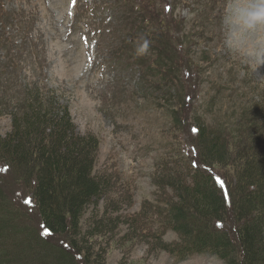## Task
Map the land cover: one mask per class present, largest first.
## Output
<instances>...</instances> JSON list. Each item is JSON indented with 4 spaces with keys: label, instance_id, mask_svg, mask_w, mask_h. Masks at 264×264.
Listing matches in <instances>:
<instances>
[{
    "label": "rangeland",
    "instance_id": "obj_1",
    "mask_svg": "<svg viewBox=\"0 0 264 264\" xmlns=\"http://www.w3.org/2000/svg\"><path fill=\"white\" fill-rule=\"evenodd\" d=\"M2 3L0 20L6 17L9 25L0 22V135L12 130L13 113L22 111L28 81L42 75L44 95L69 108L75 131L98 137L95 169L114 177V216L132 220L125 219L101 248L106 264H227L211 254L179 260L155 250L156 239L142 234L151 231L149 220L160 223L156 212L144 215L139 230L133 219L155 202L158 176L165 165L173 167L176 147L183 155L181 175L195 182L193 125L226 128L253 99L263 100L255 84L264 87V0ZM10 57L19 62L16 68ZM8 168L0 163V198L14 197L40 231L32 193L14 186ZM72 236L52 241L58 256H72L61 247ZM177 237L169 231L164 241Z\"/></svg>",
    "mask_w": 264,
    "mask_h": 264
},
{
    "label": "trees",
    "instance_id": "obj_2",
    "mask_svg": "<svg viewBox=\"0 0 264 264\" xmlns=\"http://www.w3.org/2000/svg\"><path fill=\"white\" fill-rule=\"evenodd\" d=\"M0 9L5 10L2 0ZM0 22L9 25L6 17ZM13 38L9 36L6 41L14 43ZM1 49L8 48L2 45ZM9 59L16 68L19 62ZM37 77L26 85L23 109L13 113L12 130L0 135V163L12 171L15 187L22 186L32 193L41 228L34 229L28 220L33 214H24L14 197H1L0 263L106 264L101 248L107 249L115 239L113 233L128 219L114 216L118 211L114 203L116 189L112 187L114 177H106L95 169L98 137L92 133L79 135L69 108L44 95L47 93L42 75ZM255 88H261L260 95L264 94L262 84L256 82ZM262 97V101L253 99L244 106L226 128L195 124L196 157L190 160L195 182L187 184L181 175L183 155L176 147L173 167L165 165L158 176L160 187L153 203L156 205H143L137 219H133L139 230L144 215L152 209L156 212L160 223L149 220L147 228L151 231L142 234L156 239L153 249L167 251L181 260L195 253H211L227 264H256L257 260H264ZM2 189L3 186L0 194L4 193ZM227 220L236 228L229 226ZM169 231L178 237L165 242L164 235ZM71 235L61 247L72 256H58L61 252L52 246L56 244L52 241H56V236ZM102 237L106 239L103 244Z\"/></svg>",
    "mask_w": 264,
    "mask_h": 264
},
{
    "label": "snow or ice",
    "instance_id": "obj_3",
    "mask_svg": "<svg viewBox=\"0 0 264 264\" xmlns=\"http://www.w3.org/2000/svg\"><path fill=\"white\" fill-rule=\"evenodd\" d=\"M169 10H170V6H169ZM3 170H5L6 171V168L5 169H3ZM221 183H223L222 181H221ZM30 202V201H29Z\"/></svg>",
    "mask_w": 264,
    "mask_h": 264
}]
</instances>
